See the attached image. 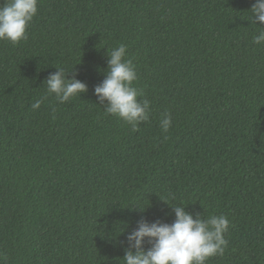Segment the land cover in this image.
Returning a JSON list of instances; mask_svg holds the SVG:
<instances>
[{"label":"trees","instance_id":"16d2710c","mask_svg":"<svg viewBox=\"0 0 264 264\" xmlns=\"http://www.w3.org/2000/svg\"><path fill=\"white\" fill-rule=\"evenodd\" d=\"M253 3L39 0L27 39L0 41V264H124L138 222L171 224L177 205L228 217L225 254L207 264H264V43H253L264 24ZM119 44L151 102L136 132L94 91ZM56 68L88 91L33 110Z\"/></svg>","mask_w":264,"mask_h":264},{"label":"clouds","instance_id":"9594fccd","mask_svg":"<svg viewBox=\"0 0 264 264\" xmlns=\"http://www.w3.org/2000/svg\"><path fill=\"white\" fill-rule=\"evenodd\" d=\"M38 5L39 0H3L0 4V41L18 44L26 40L27 30L38 14ZM250 12L256 25L264 24V0H254ZM253 43H264V27H259ZM126 53L124 44L108 49L105 79L94 91L105 114L123 120L136 132L140 124L149 121L151 102L142 99V91L134 86L138 74ZM56 69L44 82L46 95L32 104L33 110L40 109L49 96L54 95L56 101L65 103L88 91L87 85L75 75L69 79V73L64 69ZM171 125L172 117L167 113L160 121L162 131L167 133ZM170 207L175 214L171 224L141 219L137 228L127 235V247L121 259L124 264H207L211 258L225 254V235L231 226L227 216L204 218L200 213L190 214L183 206ZM146 242L150 245L147 250Z\"/></svg>","mask_w":264,"mask_h":264}]
</instances>
